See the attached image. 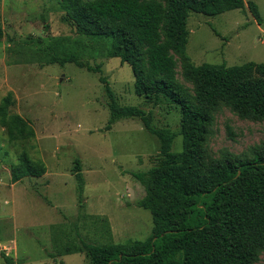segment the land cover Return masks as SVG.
<instances>
[{
    "label": "rangeland",
    "instance_id": "1",
    "mask_svg": "<svg viewBox=\"0 0 264 264\" xmlns=\"http://www.w3.org/2000/svg\"><path fill=\"white\" fill-rule=\"evenodd\" d=\"M243 2L242 11L189 15L185 58L190 64H264V0ZM250 2L258 8L261 25L248 11ZM0 29V102L11 93V112L35 135L11 143L0 126V264H5L2 255L14 264H92L83 253L64 255L63 248L79 245L80 239L96 244L147 239L152 218L136 205L144 191L131 173L157 163L159 141L138 119L105 130L109 110L100 75L73 62L61 65V60L72 57L100 66L121 106L136 107L149 116L153 128L175 135L172 152L182 147L180 108L154 106L135 95L130 67L108 59L105 42L77 34L59 0H0ZM174 58L177 81L192 93L193 84L183 76L184 61ZM263 146V120L242 118L224 104L212 112L203 143L206 167L224 158L251 159ZM21 153L42 161L45 174L12 183L10 166ZM76 160L85 181L83 210L73 175ZM104 220L110 238L102 234ZM253 264H264V251Z\"/></svg>",
    "mask_w": 264,
    "mask_h": 264
},
{
    "label": "trees",
    "instance_id": "2",
    "mask_svg": "<svg viewBox=\"0 0 264 264\" xmlns=\"http://www.w3.org/2000/svg\"><path fill=\"white\" fill-rule=\"evenodd\" d=\"M59 6L77 34L105 42L106 57L130 67L135 95L154 106L168 103L180 108L182 145L180 152H172V132L153 128L149 116L136 107L121 106L101 76L100 66L92 68L72 57L62 59L61 65L73 62L100 75L108 99L105 130L119 121L138 119L160 144L157 163L145 172L131 173L144 191L136 205L151 215L150 236L106 244L80 239L79 245L65 246L63 254L83 253L92 264L257 262L264 251V146L251 159L224 158L206 167L203 143L212 112L220 104L242 118L264 121V64L193 66L185 58L189 15L242 11L243 0H59ZM247 8L261 25L257 6L250 2ZM174 55L184 61L183 76L193 84V94L177 81ZM13 103L11 93L0 102V126L7 140L33 139L32 127L11 112ZM9 171L16 183L40 178L46 168L42 161L21 153ZM73 175L83 210L85 181L78 160ZM102 223L103 236L110 238L107 220ZM2 259L14 264L12 258L2 255Z\"/></svg>",
    "mask_w": 264,
    "mask_h": 264
}]
</instances>
